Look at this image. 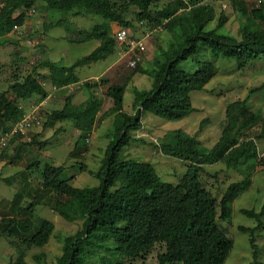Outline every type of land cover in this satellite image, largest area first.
<instances>
[{
	"label": "trees",
	"instance_id": "obj_1",
	"mask_svg": "<svg viewBox=\"0 0 264 264\" xmlns=\"http://www.w3.org/2000/svg\"><path fill=\"white\" fill-rule=\"evenodd\" d=\"M38 1H44L48 8L58 12L83 9L93 12L107 21L118 23L121 27L130 23L124 14L134 8V16L150 27H166L172 38L178 36V47L166 60L161 56L167 52L159 50L152 67L137 65L140 73L149 75L152 83L149 88L139 89L133 86V112L123 109L125 82L108 84V79L100 77L96 81H83L89 88V95L79 103H74L71 96H65L63 105L46 114L45 124L71 119L79 130L76 144L84 142L91 131L102 100L96 94L99 85H107L106 94L112 105L103 114L113 116L112 129L105 153L96 170L88 169L98 179L94 186H74L62 164L55 165L49 161L35 159L28 167L37 171L40 188L51 193V208L68 221L81 219V228L65 235L62 251L56 264H84L94 250L108 240H113L115 249L123 257L138 258L148 252L156 243L163 246L157 253V264H225V259L232 248V240L224 233L219 220L231 223L232 202L251 185V174L258 163L263 165L264 153L259 155L252 138L243 137V130L256 122L258 112L248 111L239 103V113L245 115V121L236 126L229 117L223 126L218 140L209 148H202L195 134L181 128L169 129L158 143L160 151L188 162L185 173L176 183L161 178L150 161L125 157L122 150L131 141L136 140L132 130L142 126L143 111L165 119H180L194 110L190 92L202 89L216 74L212 62L196 59L199 68L193 72L177 67V63L192 57L198 52V42L207 45L216 57L222 54L234 58L236 67L242 69L252 61L264 58V2L256 7L247 6L242 0H228L237 12L239 19V36L219 34L217 28L223 26L227 16L221 11L216 25L210 29L206 25L213 18V5L209 2L192 0H169L156 6L157 0H3L0 4V45L8 42L7 35L13 25L22 24L24 16L17 11L29 8ZM101 39L99 44L88 54L76 59L70 65L41 59L27 72L19 73V62L24 57L17 49L11 52L10 61L13 73L8 82L12 95L7 97L0 93V119L16 120L22 113L18 103L37 94L42 99L47 90L41 86L38 78L63 86L79 81L75 69L85 63L105 58L113 52L116 41L107 36L106 30L98 25L83 38ZM77 41V40H75ZM39 67H47V73H40ZM264 88V82L254 89ZM235 103H238L236 101ZM102 115L99 116V118ZM264 137V117L258 138ZM13 138V137H12ZM30 142V141H29ZM31 142H36L33 138ZM223 161L228 167L246 166L243 177L231 181L219 200L201 182L200 173L205 164ZM81 170L85 164L78 165ZM24 187V186H23ZM22 192L17 191L14 198L20 200ZM240 212L253 217V227L239 225L238 229L249 235L252 259L248 264H263L258 259L255 244V232L263 227L264 203L259 211L240 208ZM9 223L5 224L2 234L10 235ZM54 224L42 218L37 229L30 235L28 242L37 247L47 243ZM100 242V244L98 243ZM18 256L12 264H26L24 251L18 248ZM39 261L40 256H35ZM115 264H125L117 262Z\"/></svg>",
	"mask_w": 264,
	"mask_h": 264
},
{
	"label": "rangeland",
	"instance_id": "obj_2",
	"mask_svg": "<svg viewBox=\"0 0 264 264\" xmlns=\"http://www.w3.org/2000/svg\"><path fill=\"white\" fill-rule=\"evenodd\" d=\"M169 0H157L156 6H161ZM193 2H209L208 0H192ZM3 0H0V4ZM213 5V18L206 25L210 29L216 25L219 13L227 16L223 26L217 28L219 34L238 37L237 12L227 3L211 1ZM247 6L256 7L251 1ZM35 11L28 12L27 8L17 11L24 16L19 31L9 32L8 42L0 45V93L10 97L12 93L8 82L14 71L27 72L32 65L41 59L55 61L58 64L70 65L76 59L88 54L94 49L101 39L83 38L96 25L106 30L107 36L114 38L115 30L120 27L116 22L107 21L99 15L74 9L69 12H58L48 8L44 1L34 3ZM130 8L124 14L129 21L126 28L135 38H142L144 46L139 49L129 50L125 44L116 42L113 52L105 58L97 59L75 69L79 78L72 83L71 89L60 88L47 98L40 110L41 124L27 130L25 135L9 139L0 150V264H12L18 256V248L24 251L26 264H56V259L62 251V239L81 228L82 220L68 221L52 210L53 202L51 193L41 189L37 171L28 167L35 159L40 162L49 161L55 165L62 164L74 186H94L98 179L88 169L96 170L105 153L109 137L107 133L112 129L113 116L103 114L111 105L112 100L106 94V88L111 83L125 82L123 94V109L133 112L132 100L134 97L133 86L143 89L149 88L152 78L137 71L136 66L152 67L159 50L165 48L167 52L159 58L166 60L178 47V36L172 38L170 31L163 25L155 28L146 22L139 21ZM34 39V44H29L25 39ZM115 39V38H114ZM77 40V41H75ZM198 52L177 63V67L188 72L199 68L196 59L212 62L216 67V74L205 84L202 89L192 90L190 97L194 110L180 119H165L143 111L141 116L142 126L132 130L137 137L122 150L125 157H134L139 160L150 161L161 178L170 183H176L185 173L188 162L177 157L162 153L158 143L163 139L169 129L181 128L195 134L200 140L202 148L211 147L219 138L223 126L229 117L226 113L227 105L233 102L229 109L230 123L234 126L245 121V115L239 113V103H243L248 111L258 112L256 122L249 124L241 138H252L256 144L259 155L264 153V137L258 138L262 118L264 117V88L254 89L264 82V58L252 61L242 69L236 67L234 58L222 54L214 56L202 41L198 42ZM17 49L24 57L19 62L18 69L11 66V52ZM140 53V59L134 66L128 64L133 58V52ZM40 73H47V67H39ZM108 79V84L99 85L95 94L101 98L102 103L98 110L97 119L84 142H78L77 130L71 119H64L45 124L46 114L60 108L66 95H70L74 103L84 100L91 90L82 84L83 81H96L100 77ZM41 99L33 94L26 99H19L18 103L24 109L37 103ZM238 101V103H235ZM102 115L100 118L99 116ZM6 124L5 119H0V125ZM35 138L36 142H31ZM30 141V142H29ZM85 164L86 169L81 170L78 165ZM246 166L240 168L228 167L223 161L205 164L200 173L202 184L209 189L218 201L226 186L231 181L243 177ZM251 185L242 191L232 202L231 223L219 220V225L224 233L232 240V248L225 259V264H248L252 259V249L249 245V235L238 229L239 225L253 227L256 220L240 212V208L259 211L264 203V171L263 165H255L251 174ZM24 186V187H23ZM17 191L22 192L20 200L14 198ZM42 218L53 222L54 228L47 241L41 247L29 244L30 235L37 229ZM263 227L255 232V244L259 253L258 259L264 264V215ZM10 235L2 234L3 226L9 223ZM100 244V242H98ZM116 243L108 240L94 252L89 254L84 264H157V253L163 246L156 243L148 252L138 258L123 257L115 249ZM39 255V261L35 256Z\"/></svg>",
	"mask_w": 264,
	"mask_h": 264
},
{
	"label": "built area",
	"instance_id": "obj_3",
	"mask_svg": "<svg viewBox=\"0 0 264 264\" xmlns=\"http://www.w3.org/2000/svg\"><path fill=\"white\" fill-rule=\"evenodd\" d=\"M245 2L251 1L255 4V6H259L264 2V0H242ZM228 0H223L222 4L226 7ZM28 12H34L35 7L34 4L27 8ZM21 28L20 24H14L11 32L19 31ZM115 41L119 44H125L128 46L129 50L139 49L144 46V41L142 38H135L131 34L128 33L125 27H118L114 32ZM25 41L29 44H34V39L27 38ZM133 58L128 60V64L134 66L136 62L140 59V53L133 52ZM41 86L45 87L47 90L46 95L37 103L30 105L27 109H24L22 105H19L23 108L22 115L16 120H7L4 126L0 125V150L6 145L7 141L12 137L25 135L26 131L31 129L32 127L39 126L41 124V113L40 110L46 102L47 98L51 97L55 91L60 88H69L71 89L72 83L57 86L46 79L38 78ZM1 161V158H0Z\"/></svg>",
	"mask_w": 264,
	"mask_h": 264
}]
</instances>
